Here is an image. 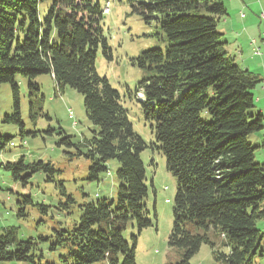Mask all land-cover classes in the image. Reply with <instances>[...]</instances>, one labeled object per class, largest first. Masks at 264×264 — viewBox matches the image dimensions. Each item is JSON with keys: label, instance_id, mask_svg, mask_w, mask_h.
I'll list each match as a JSON object with an SVG mask.
<instances>
[{"label": "trees", "instance_id": "trees-1", "mask_svg": "<svg viewBox=\"0 0 264 264\" xmlns=\"http://www.w3.org/2000/svg\"><path fill=\"white\" fill-rule=\"evenodd\" d=\"M103 2L108 0H0V83L10 85L11 97L3 123L17 125L23 138L15 77L26 80L29 97L39 98L35 79L51 75L57 90L68 86L83 97L90 126L71 155L89 161L86 179L99 182L109 160L119 164L116 203L101 198L79 205L78 222L54 230L49 251L60 252V264H136L135 249L122 232L129 221L139 231L150 226L144 217L147 186L139 155L151 149L162 153L166 170L176 179L168 239L180 251L175 264H190L202 245L211 247L214 264H253L264 251V234L256 228L264 218V162L255 161L260 146L247 137L264 129V116L250 112L261 80L226 57L217 30L226 15L222 0H124L163 35L162 49H147L132 59L148 71L135 93L142 91L146 99L141 105L156 142L150 144L133 130L120 94L95 69L99 44L104 54L110 53L100 23ZM32 111L30 102V117ZM11 141L0 134V152ZM0 166L23 185L37 172L48 182L58 173L50 161L26 163L23 157ZM58 185L64 199L59 209H69L75 201L62 181ZM17 203L36 205L44 214L48 208L30 196ZM26 216L25 208H18L17 218ZM187 222L205 234L192 233ZM209 231L227 241L220 245L226 252L215 248ZM8 262L53 264L44 260L37 240H20L14 226L0 230V264Z\"/></svg>", "mask_w": 264, "mask_h": 264}, {"label": "rangeland", "instance_id": "rangeland-1", "mask_svg": "<svg viewBox=\"0 0 264 264\" xmlns=\"http://www.w3.org/2000/svg\"><path fill=\"white\" fill-rule=\"evenodd\" d=\"M222 2L226 15L217 22V30L221 33V42L225 43L226 57L233 59L240 68L248 70L251 74L261 76L264 71V19L261 17L264 15V0ZM103 3L105 5V2ZM108 8L109 12L104 14L100 23L110 53L104 54L105 50L102 44H99L95 60L96 72L98 76L105 77L111 87L121 95L133 130L146 143H156L151 129L152 122L146 120L142 105L135 98L136 87L148 77V71L139 69L132 59L144 50L155 47L162 49L163 35L153 23L145 24L124 0H108ZM15 80L20 89V116L25 133L23 138H20L17 125L3 123V116L11 112V97L10 85L0 83V134L12 137L13 144H9L0 152V163L17 161L20 157H23L26 163L37 160L50 161L58 173L52 182H48L44 173L37 172L32 175L27 185H23L14 181L10 173L0 166V230L10 226L17 227L20 240H37L44 260L60 264V252L53 253L48 249L50 236L54 230L78 222L81 215L79 205L101 198L116 203L118 182L115 175L119 164L116 160H109L106 176H102L99 182L87 180L89 161L82 156L71 155L76 152L74 145L83 135H88L90 126L85 116L83 97L68 86L61 91L57 90L53 77L48 74L35 79L40 86L39 98L29 97L27 82L23 77L16 75ZM258 87L259 84L253 91L255 97ZM30 102L33 104L32 117ZM257 109L258 104L255 101L250 112L256 113ZM260 134H264V129L250 134L247 141L257 146V136ZM64 137L69 138L62 141ZM260 151L259 148L255 152V161L262 163L264 158ZM139 156L144 164L147 186V197L143 201L144 217L150 222V226L139 231L137 225L129 221L125 224L122 237L131 248L134 247L136 264H175L181 258L180 251L169 246L168 239L173 226L176 179L166 170L162 153L146 149ZM58 181H62L66 192L75 201L69 209H59V201L64 199L59 193ZM22 196H30L34 204L48 206L46 213L40 211V207L36 205H19L17 201H20ZM166 200H169V203H166ZM20 207H24L27 213L23 219L17 218ZM186 228L194 234H205L190 222L186 223ZM256 228L264 234V218L256 221ZM206 234L210 239L216 238L215 248L218 251H227L226 247L220 246L227 243L221 234L213 231ZM261 249L264 250V235ZM261 254L257 253L253 264H264V251L262 256ZM214 263L209 245H202L190 260V264Z\"/></svg>", "mask_w": 264, "mask_h": 264}, {"label": "crops", "instance_id": "crops-1", "mask_svg": "<svg viewBox=\"0 0 264 264\" xmlns=\"http://www.w3.org/2000/svg\"><path fill=\"white\" fill-rule=\"evenodd\" d=\"M247 28V27H246ZM243 34L245 33L244 31L242 32ZM260 36H263V34L259 33ZM263 43H264V38L262 39ZM261 80L260 84H259V87H258V90H257V94H256V97H255V101L257 102L258 104V111L257 113H261L263 116H264V88L262 87V82H264V71L261 72V76H258ZM255 94V93H254ZM257 145L260 146V149H261V156L264 158V134H260L257 136ZM262 140V142H261Z\"/></svg>", "mask_w": 264, "mask_h": 264}, {"label": "built area", "instance_id": "built-area-1", "mask_svg": "<svg viewBox=\"0 0 264 264\" xmlns=\"http://www.w3.org/2000/svg\"><path fill=\"white\" fill-rule=\"evenodd\" d=\"M243 17H244V14L241 15V18H243ZM261 17H262V20H263L264 19V15L262 14ZM262 87L264 88V83H263Z\"/></svg>", "mask_w": 264, "mask_h": 264}]
</instances>
